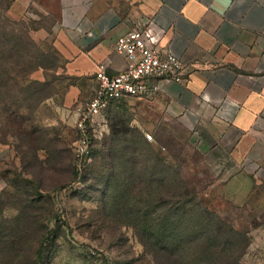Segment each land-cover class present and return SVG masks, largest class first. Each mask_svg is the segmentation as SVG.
<instances>
[{
    "label": "rangeland",
    "instance_id": "obj_1",
    "mask_svg": "<svg viewBox=\"0 0 264 264\" xmlns=\"http://www.w3.org/2000/svg\"><path fill=\"white\" fill-rule=\"evenodd\" d=\"M11 6L0 0L2 74L15 77L0 90V264H264V179L218 182L194 132L157 98L106 112L110 129L77 169L89 95L69 105L66 93L86 81L65 73L53 18L15 19ZM30 64L43 68L24 76ZM115 125L127 129L120 140Z\"/></svg>",
    "mask_w": 264,
    "mask_h": 264
},
{
    "label": "crops",
    "instance_id": "obj_2",
    "mask_svg": "<svg viewBox=\"0 0 264 264\" xmlns=\"http://www.w3.org/2000/svg\"><path fill=\"white\" fill-rule=\"evenodd\" d=\"M33 12L53 18L65 73L86 81L67 90L69 105L92 98L101 63L110 75L125 68L116 41L154 20L159 50L185 71L180 83L152 81L149 98L194 132L218 182L264 179V0H12L8 14Z\"/></svg>",
    "mask_w": 264,
    "mask_h": 264
},
{
    "label": "built area",
    "instance_id": "obj_3",
    "mask_svg": "<svg viewBox=\"0 0 264 264\" xmlns=\"http://www.w3.org/2000/svg\"><path fill=\"white\" fill-rule=\"evenodd\" d=\"M162 32L157 31L154 20L142 29H134L115 43L114 53L126 59V66L115 75L108 73V65L101 63L95 74L97 88L92 98L79 112L73 143L76 167L82 171L88 161L94 141L107 132L108 107L126 97H147L160 89L156 80L166 83L183 82L185 65L171 53L159 50ZM152 140L151 135H147Z\"/></svg>",
    "mask_w": 264,
    "mask_h": 264
},
{
    "label": "trees",
    "instance_id": "obj_4",
    "mask_svg": "<svg viewBox=\"0 0 264 264\" xmlns=\"http://www.w3.org/2000/svg\"><path fill=\"white\" fill-rule=\"evenodd\" d=\"M1 63H0V90L1 89H6V88H8L9 87V81H14L15 80V77H10L8 80H6L5 78H4V75L2 74L3 72H4V70H6L5 68H6V66L4 65V62L3 61H0ZM3 63V64H2ZM41 68H43L41 65H36V66H32V64H30L29 65V67L28 68H26V69H23L22 70V72L23 73H25V74H23L24 76H27V75H29V74H33V73H36L39 69H41ZM17 78H20V76L18 75L17 77H16V79ZM150 96H147V97H126V98H123V99H121V100H119V101H116V102H114V103H112L109 107H108V109H107V112H109V110L112 108V107H114L115 105H121V104H123V103H125L126 101H128V100H130V99H144V98H149ZM107 118H108V115H107ZM108 121H109V118H108ZM125 127V126H124ZM109 129H110V121H109ZM112 129H113V137L114 138H117L118 140H120V138H121V136H123V135H125L126 134V131H127V129H125L124 130V128H118V126H113L112 127ZM77 138V131H76V129L74 130V135H73V141H72V145H71V149H72V152H73V154H74V151H73V143H74V141H75V139ZM98 142H100L99 140H96V141H94V143H93V145H92V150H91V155L93 154V146H94V144L95 143H98ZM134 144V143H133ZM134 146H135V144H134ZM111 147H114V145L112 144L111 145ZM136 147V146H135ZM152 154H155V152H152ZM109 156H113V154L111 153ZM74 157H75V154H74ZM151 157H152V155H151ZM152 158H154V160H157V161H162L163 160V158L161 159V156L159 155V154H155L154 155V157H152ZM75 159V158H74ZM186 205V204H185ZM219 223H221V224H224L225 225V223L222 221H220ZM232 230H234L233 228H232ZM236 234H239V233H236ZM51 240L52 239H49V237H47V238H45L44 237V239H43V243H42V247H41V251H39V256H40V258H42L43 257V255H44V250H45V247L51 242ZM148 243L150 244V245H152V239L149 237V239H148V241H147V243H144L145 245V249L147 248V250H148ZM39 258V257H38Z\"/></svg>",
    "mask_w": 264,
    "mask_h": 264
}]
</instances>
